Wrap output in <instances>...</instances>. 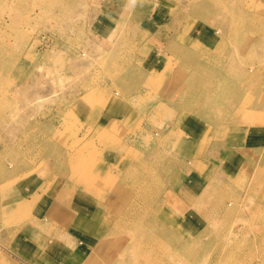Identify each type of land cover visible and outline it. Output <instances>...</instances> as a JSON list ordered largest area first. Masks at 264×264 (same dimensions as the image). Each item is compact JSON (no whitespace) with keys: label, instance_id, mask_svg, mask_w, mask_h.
<instances>
[{"label":"rangeland","instance_id":"rangeland-1","mask_svg":"<svg viewBox=\"0 0 264 264\" xmlns=\"http://www.w3.org/2000/svg\"><path fill=\"white\" fill-rule=\"evenodd\" d=\"M109 9L125 24L111 38L106 37L110 27L103 22ZM158 12L173 22L207 26L222 40L225 67L213 64V71L220 67L222 74L221 78L215 74L219 85L213 103L264 109V0H0L3 197L24 182L28 199L35 204L59 198L66 185L93 183L95 177L87 171L90 126L96 120L90 113L104 115L101 123H123L130 112L127 101L121 111L101 110L110 106L115 92L123 95L130 64L122 59L138 50L133 45L108 48L105 40L137 39V45L151 39L157 24L165 21ZM129 24L138 25L131 29ZM201 97L188 99L196 104ZM80 108H85L82 117ZM212 114L210 120L218 124L228 112ZM145 121L156 137L157 124L151 118ZM226 130L222 128L219 138L226 137ZM107 132L122 133L112 124ZM260 139L263 142L256 147L262 148L247 155L236 176L222 179L211 164L213 175L207 174L204 186L195 192L192 207L185 203L189 194L181 190L191 171L186 159L171 168L168 159L154 157V152L142 159L133 157L129 171L115 178L114 189L104 197L107 205L99 201L105 204L103 231L78 263L50 256L39 243L28 259L12 249L8 236L0 240L4 244L0 253L11 264H264V137ZM171 185L178 191H171ZM192 215L200 219L190 226L186 218ZM28 220L5 219L0 232L3 227L33 225ZM6 257L0 264H9ZM50 257L53 260L48 261Z\"/></svg>","mask_w":264,"mask_h":264},{"label":"crops","instance_id":"crops-1","mask_svg":"<svg viewBox=\"0 0 264 264\" xmlns=\"http://www.w3.org/2000/svg\"><path fill=\"white\" fill-rule=\"evenodd\" d=\"M158 14H161L158 18L165 21L157 24V32L154 31L152 36L154 38L148 37L137 45V39L134 42L114 38V43L105 40L108 48L133 45L138 50L135 55H127L122 59V62L130 64L124 76L126 81L122 84L123 95L115 92L116 97L109 98L110 106L101 110L103 113L106 110L109 114L121 111L127 106L124 102L127 101V112L130 111V114L123 116L122 124H114L122 133L119 136L110 135L107 130L111 124L114 126V122L101 123L104 115H100L98 111L96 114L90 113L91 120H96L90 126L91 161L90 170L87 171L95 177V180L92 179L93 183L74 184L72 188L66 185L59 198L47 202L41 200V203L35 204L28 199V188L24 186L27 183L23 182L10 190L4 194L5 197L1 192L0 223L5 219L26 222L28 217L27 222H33V225L25 223L24 227L10 226L1 229L0 240L10 237L11 241L8 242L13 245L15 252L30 259L35 254V244L39 243L49 249L50 256L67 263L80 262L103 231L105 221L102 205H107L104 197L114 189L115 178L129 171L131 159L135 156L142 159L154 152V157L168 159L167 164L171 168H177L178 161L186 159L191 171L187 173L189 177L181 190L192 199L200 185L204 186L207 174L212 177L211 164L217 168L215 174L220 178L233 177L238 174L247 155L262 148L256 146L263 142L260 137H264V109L258 106L242 107L240 104L227 103L219 106L213 103L212 96L217 89L216 85H219V82L214 81L215 74H220V67L217 72L213 71V64L219 63L221 69L225 67L226 57L221 54L222 40L216 39L214 31L207 26H189L183 21L173 22V18L163 17L165 12ZM104 16V27H110L107 28V38L125 27L110 9ZM132 25L127 26L136 28L138 24ZM182 33L185 36L182 37ZM210 65L213 66L212 69ZM218 77L221 78L222 74ZM196 94L202 97L196 100V104L191 103L188 97ZM162 106L164 109L161 108L162 112L156 115L155 111ZM84 109H78L80 117ZM213 111L228 112L227 119L224 120L227 124H215L213 119L211 121ZM162 116L171 119L163 120ZM145 117L151 118L159 127L156 137H153ZM222 128L228 129L224 132L226 137L219 138ZM101 131L105 135H99ZM84 134L85 132L77 137L83 138ZM175 171L177 175V169ZM105 179L107 182L104 184ZM170 190L178 191L173 185ZM71 191L73 193L69 194ZM191 199L185 200L187 206L194 205L195 199ZM101 200L104 201L103 204L99 202ZM197 219L200 217L192 215L186 218V222L192 226L198 223ZM47 237L51 243H47ZM1 249H4L2 241ZM1 252L0 262L6 257ZM50 258L48 261L53 260ZM44 260L43 258L41 261ZM10 261L9 264L12 263Z\"/></svg>","mask_w":264,"mask_h":264}]
</instances>
